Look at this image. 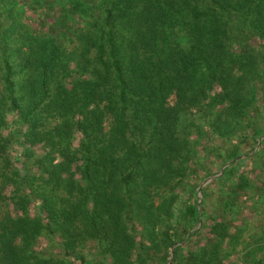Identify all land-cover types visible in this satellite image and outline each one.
I'll return each instance as SVG.
<instances>
[{"label":"trees","instance_id":"1","mask_svg":"<svg viewBox=\"0 0 264 264\" xmlns=\"http://www.w3.org/2000/svg\"><path fill=\"white\" fill-rule=\"evenodd\" d=\"M0 264H264V0H0Z\"/></svg>","mask_w":264,"mask_h":264}]
</instances>
